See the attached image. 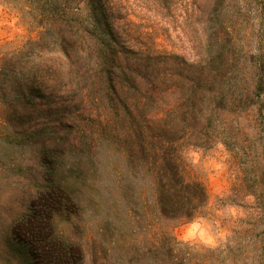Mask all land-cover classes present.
Wrapping results in <instances>:
<instances>
[{
	"label": "rangeland",
	"instance_id": "rangeland-1",
	"mask_svg": "<svg viewBox=\"0 0 264 264\" xmlns=\"http://www.w3.org/2000/svg\"><path fill=\"white\" fill-rule=\"evenodd\" d=\"M64 1L56 2L58 9L63 8ZM56 5L46 0H0V58L30 48L21 64L25 89L33 85L32 75L42 63L48 67L41 76L44 88L59 99L56 95L68 84L80 92L94 78L86 81L88 76L75 78L62 71L57 45L48 34L53 28L51 8ZM122 11L130 14V26L135 31L147 34L141 42L180 54L191 62L210 60L221 46L220 33L232 34L237 60L227 76L240 91L263 72L257 54L264 47V0H127ZM30 40L53 51L40 53V46L30 45ZM234 45L226 46L229 49ZM90 90L83 89V93ZM255 100L250 111L221 114L211 133L193 132L187 126L190 134L198 136L184 141L183 157L209 192L206 206L191 219L161 217L152 178L141 167L129 164L117 142L116 130H124L121 122L114 121L101 134L99 116L83 121V129L90 132L83 144L88 152L72 151L66 159H54L62 168L56 178L66 182L61 190L73 196L77 212H60L53 201L43 200L39 205L42 215L44 210L54 209V226L64 236L59 247L65 250L47 255V261L65 263L69 258H65L67 248L75 256L82 248V259L76 264H186L189 259L199 264H264L261 222L254 208L255 198L249 193L250 179L260 172V166L249 161L256 150H263L257 123L264 132V94L255 96ZM93 106L87 104L86 112L93 114ZM225 138L238 142V155L223 143ZM196 141L202 143L194 145ZM31 155L30 147L16 153L13 161L0 154V264H9L4 236L15 226L17 206L34 207L31 191L22 194L26 182L16 165ZM69 203L66 201L65 208ZM39 236L44 238L46 233ZM172 247L175 250L171 252Z\"/></svg>",
	"mask_w": 264,
	"mask_h": 264
},
{
	"label": "trees",
	"instance_id": "trees-1",
	"mask_svg": "<svg viewBox=\"0 0 264 264\" xmlns=\"http://www.w3.org/2000/svg\"><path fill=\"white\" fill-rule=\"evenodd\" d=\"M46 1L56 5L59 0ZM62 4L63 8H51L53 28L48 34L57 45L62 71L75 78L88 76L86 81L94 78L89 86L85 84L78 92L68 84L56 95L59 99L55 98L44 88L41 76L48 67L41 63L27 91L21 80V64L30 48L0 58V154L13 161L22 149L30 147L32 152L31 158L16 162L17 173L26 182L22 194L31 191L34 207L16 208L19 216L15 226L4 236L9 264H58L46 257L65 250L59 247L64 236L54 226V209L44 210L42 215L39 205L43 200L53 201L60 212H77L73 196L61 190L66 182L56 178L62 168L54 159H66L72 151L85 153L83 144L90 132L83 129V121L99 116L101 134L114 121L121 122L124 130H116L117 142L129 164L141 167L152 178L161 217L191 219L206 206L209 192L183 157L184 141L198 136L190 134L187 126L193 132L211 133L221 114L250 111L257 103L255 96L264 94V47L257 54L263 72L240 91L227 76L237 60L232 34L218 33L221 46L210 60L191 62L180 54L141 42L147 34L130 26V14L122 11L127 0H65ZM226 36L230 39L225 44ZM229 43L234 46L228 49ZM29 44L40 46V53L53 51L38 41L30 40ZM83 89L91 90L84 94ZM87 104L94 105L93 114L86 112ZM257 125L263 150H256L249 161L260 166V172L250 179L249 193L255 198L254 208L261 222L260 248L264 253V132L260 123ZM227 139L221 140L238 155V142ZM66 201L70 202L67 208ZM41 233L46 236L40 237ZM80 251L75 256L67 248L65 258H69L60 264L81 261L84 250ZM190 261L186 264H199Z\"/></svg>",
	"mask_w": 264,
	"mask_h": 264
}]
</instances>
